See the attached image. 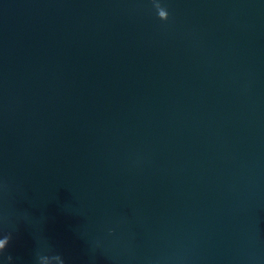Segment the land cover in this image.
<instances>
[{"label":"water","instance_id":"water-1","mask_svg":"<svg viewBox=\"0 0 264 264\" xmlns=\"http://www.w3.org/2000/svg\"><path fill=\"white\" fill-rule=\"evenodd\" d=\"M0 264H264V0H0Z\"/></svg>","mask_w":264,"mask_h":264},{"label":"snow or ice","instance_id":"snow-or-ice-1","mask_svg":"<svg viewBox=\"0 0 264 264\" xmlns=\"http://www.w3.org/2000/svg\"><path fill=\"white\" fill-rule=\"evenodd\" d=\"M0 243H3V241H0Z\"/></svg>","mask_w":264,"mask_h":264}]
</instances>
